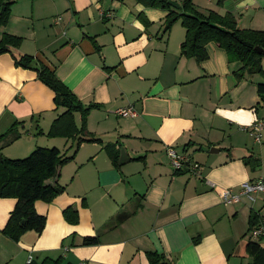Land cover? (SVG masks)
Returning <instances> with one entry per match:
<instances>
[{
  "label": "crops",
  "instance_id": "obj_1",
  "mask_svg": "<svg viewBox=\"0 0 264 264\" xmlns=\"http://www.w3.org/2000/svg\"><path fill=\"white\" fill-rule=\"evenodd\" d=\"M192 1L201 13L231 14L240 28L264 30V0ZM168 13L137 0H13L0 40L6 33L21 42L13 54H0V136L15 124L21 136L1 146L2 154L24 158L37 146L73 151L72 139L49 135L62 112L54 91L35 69L16 65L14 54L54 68L84 105L97 104L87 128L100 141L82 143L47 181L64 191L36 201L47 218L40 234L30 230L18 241L4 235L17 199L0 198V264H26L30 254L33 264L60 256L69 264H150L149 253L168 264L252 261L247 245L258 238L249 234L250 218L264 217V193L228 204L220 191L264 176V130L257 142L245 129L264 117V77H239L242 63L230 62L215 42L200 62L182 54L186 29L178 21L164 33ZM129 105L137 116L116 115ZM168 146L198 162L200 174L175 171ZM69 206L78 209L75 224L64 216ZM123 212L131 215L116 224ZM85 236L99 243L82 245Z\"/></svg>",
  "mask_w": 264,
  "mask_h": 264
},
{
  "label": "trees",
  "instance_id": "obj_2",
  "mask_svg": "<svg viewBox=\"0 0 264 264\" xmlns=\"http://www.w3.org/2000/svg\"><path fill=\"white\" fill-rule=\"evenodd\" d=\"M181 8L173 7L170 0H137L146 7L168 10L164 21V33H169L172 26L180 21L186 29V39L181 44L182 54L195 58L198 62L208 57L206 46L210 42L222 47L230 62L238 61L242 67L238 70L239 77L245 74H260L264 77L262 61L264 59V30L240 28L236 19L231 14L220 15L215 11L208 14L199 12L192 0H178ZM13 0H0V27L5 26L11 14ZM141 17V14H139ZM21 38L6 34L0 40V54L10 52L11 48L20 44ZM259 48L260 50H258ZM13 54V53H12ZM16 65L24 68H32L37 71L38 78L55 93V104L62 112L53 121L49 131L50 136H60L72 139L70 149L72 153L67 155L57 147L37 146L24 158L11 159L1 152L3 145L10 144L21 136L15 124L8 132L0 136V198L12 197L17 202L12 210L8 222L3 230L8 238L18 241L27 231H35L40 234L46 227V216L36 211L35 203L38 200L51 202L64 191L60 184H50L47 181L59 175L60 168L73 160L80 145L84 142L100 141L93 133L88 131L87 118L91 109L97 104L88 106L62 82L55 73V69L44 64L37 65L32 55H13ZM258 93L264 100V83L258 84ZM76 114H80V124L76 121ZM113 164L118 167V154L113 147H108ZM246 163L255 162L252 156L245 159ZM131 214L123 212L114 222L120 223ZM65 218L75 224L79 221L78 209L69 206L64 210ZM260 224L257 214L250 218L249 232ZM261 236L256 241H250L247 252L252 258L249 264H264V245ZM253 238V237H252ZM99 243L98 236H85L82 245L91 246ZM64 251L68 247L63 245ZM150 264H168L164 256L157 253H149ZM33 264V263H32ZM40 264H69L60 256L57 259L46 258Z\"/></svg>",
  "mask_w": 264,
  "mask_h": 264
},
{
  "label": "built area",
  "instance_id": "obj_3",
  "mask_svg": "<svg viewBox=\"0 0 264 264\" xmlns=\"http://www.w3.org/2000/svg\"><path fill=\"white\" fill-rule=\"evenodd\" d=\"M61 18H58L60 20ZM116 115L121 117H135L138 115V110L134 105L121 107L116 110ZM255 138L257 142L262 141V131L264 130V117L257 119L251 126L245 128ZM167 156L175 171H189L193 174H200V164L193 162L189 156L183 151L174 146H168L166 148ZM260 193H264V176L257 180L246 181L241 184V188L236 191L231 188H223L220 191L222 201L224 203H236L241 200L242 197H247L250 200H255V196ZM253 238H260L264 236V217L260 219V224L249 232ZM33 263V255L30 254L27 258L26 264Z\"/></svg>",
  "mask_w": 264,
  "mask_h": 264
},
{
  "label": "water",
  "instance_id": "obj_4",
  "mask_svg": "<svg viewBox=\"0 0 264 264\" xmlns=\"http://www.w3.org/2000/svg\"><path fill=\"white\" fill-rule=\"evenodd\" d=\"M169 3H170L173 7L177 8V9H180V8H181V4H180L177 0H170ZM257 49L260 50L259 48H257ZM211 151H212V152H214V151H218V149L213 148Z\"/></svg>",
  "mask_w": 264,
  "mask_h": 264
},
{
  "label": "rangeland",
  "instance_id": "obj_5",
  "mask_svg": "<svg viewBox=\"0 0 264 264\" xmlns=\"http://www.w3.org/2000/svg\"><path fill=\"white\" fill-rule=\"evenodd\" d=\"M80 115V114H79Z\"/></svg>",
  "mask_w": 264,
  "mask_h": 264
}]
</instances>
